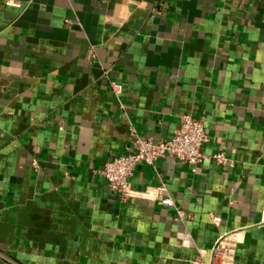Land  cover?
Here are the masks:
<instances>
[{
	"label": "crops",
	"instance_id": "obj_1",
	"mask_svg": "<svg viewBox=\"0 0 264 264\" xmlns=\"http://www.w3.org/2000/svg\"><path fill=\"white\" fill-rule=\"evenodd\" d=\"M6 1L0 264H195L225 235L233 264H264V0ZM183 114L232 164L139 162L111 191L98 171L133 132L168 138Z\"/></svg>",
	"mask_w": 264,
	"mask_h": 264
},
{
	"label": "built area",
	"instance_id": "obj_2",
	"mask_svg": "<svg viewBox=\"0 0 264 264\" xmlns=\"http://www.w3.org/2000/svg\"><path fill=\"white\" fill-rule=\"evenodd\" d=\"M6 3H11V0H7ZM109 83L115 95L121 94L123 90L121 83L114 80H110ZM133 134L131 151L106 162L103 168L98 171L105 179L108 188L124 199L131 195L129 178L134 166L139 162L153 166L159 158L169 156L189 166H195L208 159L219 165L232 164L223 152L207 155L202 151V146L208 141L209 136L204 128L203 119L193 117L190 114H183L180 117L179 125L168 138L155 141L151 137L140 136L135 132ZM157 198L162 205L174 210L175 220L190 218V215H187L169 197L164 198L157 195ZM212 219L214 222L219 221V217L215 215L212 216ZM179 239L182 244H185L188 241V235H179ZM234 253V239L230 235L221 236L208 252L199 251V258L195 264H233ZM206 255L207 260H204Z\"/></svg>",
	"mask_w": 264,
	"mask_h": 264
}]
</instances>
